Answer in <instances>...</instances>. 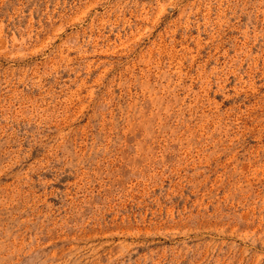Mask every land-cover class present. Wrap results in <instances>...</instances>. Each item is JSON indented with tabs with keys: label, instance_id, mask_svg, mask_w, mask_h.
Wrapping results in <instances>:
<instances>
[{
	"label": "rangeland",
	"instance_id": "rangeland-1",
	"mask_svg": "<svg viewBox=\"0 0 264 264\" xmlns=\"http://www.w3.org/2000/svg\"><path fill=\"white\" fill-rule=\"evenodd\" d=\"M0 264H264V0H0Z\"/></svg>",
	"mask_w": 264,
	"mask_h": 264
}]
</instances>
